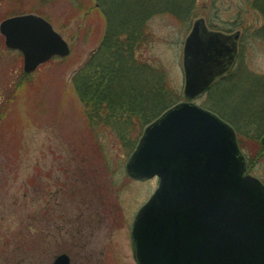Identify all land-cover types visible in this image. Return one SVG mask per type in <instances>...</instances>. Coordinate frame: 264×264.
I'll return each instance as SVG.
<instances>
[{
    "label": "rangeland",
    "instance_id": "374dc122",
    "mask_svg": "<svg viewBox=\"0 0 264 264\" xmlns=\"http://www.w3.org/2000/svg\"><path fill=\"white\" fill-rule=\"evenodd\" d=\"M22 1L21 14L46 16L71 54L28 76L23 56L0 34V264H54L64 254L72 264H136V216L159 182L136 181L127 166L149 123L185 101L184 48L200 19L212 31L242 37L234 68L194 103L224 116L246 174L264 185V0H166L163 7L152 0L150 10L122 0L143 16L147 33L135 59L158 77L154 113L134 118L125 139L117 121L105 127L106 120H91L74 87L75 75L102 55L110 0ZM11 5L0 7V24L17 16L7 15Z\"/></svg>",
    "mask_w": 264,
    "mask_h": 264
},
{
    "label": "water",
    "instance_id": "95a60500",
    "mask_svg": "<svg viewBox=\"0 0 264 264\" xmlns=\"http://www.w3.org/2000/svg\"><path fill=\"white\" fill-rule=\"evenodd\" d=\"M0 33L8 49L23 54L28 75L70 55L69 45L37 15L8 19ZM230 40L196 23L185 47L188 99L232 66ZM127 169L138 180L160 179L134 225L137 264H264V186L245 176L235 132L217 116L192 104L170 110L147 129ZM55 264L70 260L61 256Z\"/></svg>",
    "mask_w": 264,
    "mask_h": 264
},
{
    "label": "trees",
    "instance_id": "16d2710c",
    "mask_svg": "<svg viewBox=\"0 0 264 264\" xmlns=\"http://www.w3.org/2000/svg\"><path fill=\"white\" fill-rule=\"evenodd\" d=\"M7 1L12 4L9 6L10 12L6 13L7 15L23 13L21 12L24 9L22 0H0V7ZM125 1L131 3L132 6L137 3L136 0ZM140 1V5L148 10L154 6L152 0ZM165 1L158 0V3L163 7L166 4ZM108 3L105 18L109 20V24L106 26L107 33L100 51L102 55H95L86 68L75 75L74 87L91 120L100 125L106 120L105 127L109 122L114 125L117 121L115 126L121 137L125 139L127 128L131 127L128 125H133L134 118L142 122L144 121L143 113L148 115V118L154 113L156 107L152 101L154 99L157 101L158 94L156 90H153V84L157 81H153L152 77L156 76L147 74L142 62L136 60L134 55L142 34L147 36L140 25L143 16L133 7L129 12L125 3L122 4V0H110ZM175 9L165 8L164 10L175 11L178 14L182 12V8L178 9L179 11ZM5 17L8 18V16ZM43 17L49 20L46 16ZM144 71L147 75L144 74ZM161 103L160 100L156 106L162 111L164 108H159ZM261 111H263L262 107ZM220 116L224 119V116ZM154 121L152 120V122ZM260 121H262L261 118ZM263 151L264 147H261V155H263Z\"/></svg>",
    "mask_w": 264,
    "mask_h": 264
},
{
    "label": "flooded vegetation",
    "instance_id": "af4514ba",
    "mask_svg": "<svg viewBox=\"0 0 264 264\" xmlns=\"http://www.w3.org/2000/svg\"><path fill=\"white\" fill-rule=\"evenodd\" d=\"M241 37V36H240ZM239 54V53H238ZM70 257V256H69ZM70 259H71V257H70ZM71 264H72V259H71Z\"/></svg>",
    "mask_w": 264,
    "mask_h": 264
}]
</instances>
